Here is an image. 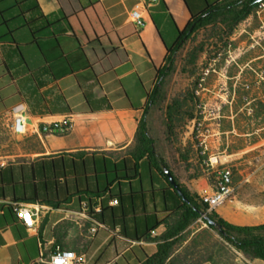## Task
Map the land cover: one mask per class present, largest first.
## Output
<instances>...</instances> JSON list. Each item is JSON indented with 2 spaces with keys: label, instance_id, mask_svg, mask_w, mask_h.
<instances>
[{
  "label": "crops",
  "instance_id": "obj_1",
  "mask_svg": "<svg viewBox=\"0 0 264 264\" xmlns=\"http://www.w3.org/2000/svg\"><path fill=\"white\" fill-rule=\"evenodd\" d=\"M37 1L46 15L83 9L81 0ZM218 1L98 0L97 14L89 9L72 18L75 35L65 21L46 31L42 23H28L36 16L28 0H0V120L12 129L14 108L24 104L28 131L19 137L35 144L0 162V264H33L42 246L45 252L71 248L88 264H140L157 252L155 238L183 200L148 155H134L145 113L155 151L180 185L195 197L212 193L217 169L205 160L218 155L234 169L235 192L215 211L237 225L264 224V37L242 39L246 51L229 52L227 64L215 70L200 96L209 129L202 136L194 131L197 118L169 130L168 106L183 89L172 93L166 84V102L149 106L181 32ZM138 3L146 5L141 29L131 16ZM67 117V133L42 131L44 123ZM84 202L92 204L93 217ZM15 203L40 205L33 227ZM208 234L219 244L210 247L203 240ZM171 261L264 264L200 218L183 232Z\"/></svg>",
  "mask_w": 264,
  "mask_h": 264
},
{
  "label": "trees",
  "instance_id": "obj_2",
  "mask_svg": "<svg viewBox=\"0 0 264 264\" xmlns=\"http://www.w3.org/2000/svg\"><path fill=\"white\" fill-rule=\"evenodd\" d=\"M28 2L29 11L36 15L35 18L29 20L28 23H42L43 31H46L60 22L65 21L76 35L78 28L72 18L74 16L80 17L81 12L88 14L89 9H92L97 14L98 0H81L83 5L82 11L70 16L62 10L57 16L46 15L41 11V7L37 0H28ZM262 2H264V0H219L218 2L210 5L199 16L195 17L189 27L185 31L181 32L177 46L174 49H170L166 65L160 69L159 84L156 86L150 97L149 106L155 104L161 106L166 102L168 98V92L165 88L166 78L174 72L176 66V56L187 40L203 28L211 25H222L223 31L227 36V40L224 44L227 46L228 40L230 41V38L241 22L257 12ZM37 33L38 32L35 31V34ZM86 35L88 37V33H86ZM222 40L223 38H221V41ZM203 51L204 46L196 48V50L191 54V64L195 65L197 63L199 56ZM196 85L197 81L195 87ZM195 87L178 92L174 97H172L167 111L169 119L168 126L171 132L174 131L177 125H181L186 119L199 118L201 116L198 108L200 97L195 93ZM154 143L155 141L150 134L147 123V114L145 113L139 123L136 135V145L134 147V155L137 160L148 155L153 160L155 166L167 176L165 167L168 168V166L164 159L160 158L156 153ZM179 187L183 191L187 200H184L179 194L180 198L183 200V205L181 206L177 217L172 221L167 220L168 227L166 232L155 238L158 242L157 252L148 256L140 264H174L171 261V256L174 252L175 246L181 240L183 232L201 217L203 218V221L211 229L217 231L226 242L238 250L243 251L252 258L264 259V224L237 225L227 221L215 210L207 213V215L216 222V225L211 224L203 215V212L207 211V205L201 201V198L191 195L190 191L180 184ZM89 215L91 217L94 215L92 204L90 205Z\"/></svg>",
  "mask_w": 264,
  "mask_h": 264
},
{
  "label": "rangeland",
  "instance_id": "obj_3",
  "mask_svg": "<svg viewBox=\"0 0 264 264\" xmlns=\"http://www.w3.org/2000/svg\"><path fill=\"white\" fill-rule=\"evenodd\" d=\"M262 25H264V6H260L257 12L241 22L235 30L232 36L240 38L238 40H232L238 42L236 45L230 43L228 40V45L225 46L224 43L227 40V36L223 31L222 25H211L196 32L185 42L176 56L175 70L166 81L169 89H172V93H174L177 89H183L182 91H184V89L195 87L196 81L198 82L203 71L207 68L211 72L207 78L206 87L212 84L214 74L216 73L215 70L221 64L222 66L227 64L223 58L229 55V52H245L246 44L241 43L243 40L246 41L248 39L249 42L253 41V36L264 37V28L261 27ZM221 38H223L222 41ZM200 46H204V51L200 54L197 63L195 65L191 64V54ZM256 46L259 48L260 45L256 44ZM237 47L238 49H236ZM262 69L264 72V65ZM34 145V141L21 139L19 135L13 133L5 119L0 120V162L19 158L23 150ZM203 238L210 247H213L214 244H219L217 241L215 243V238L212 234L205 235Z\"/></svg>",
  "mask_w": 264,
  "mask_h": 264
},
{
  "label": "built area",
  "instance_id": "obj_4",
  "mask_svg": "<svg viewBox=\"0 0 264 264\" xmlns=\"http://www.w3.org/2000/svg\"><path fill=\"white\" fill-rule=\"evenodd\" d=\"M260 6H264V2ZM144 9L146 5L138 3L131 12L133 22L138 29H141L145 25ZM211 70L205 69L200 76L197 85L195 87V93L200 97L202 92L206 89V81ZM264 78V77H263ZM200 117L196 119L194 124V131L198 137L202 136L209 131L205 125V118L202 115L205 112V107L200 102L198 105ZM214 113V109H210V114ZM202 117V118H201ZM72 127V119L67 117L62 121H53L50 123H44L42 131L53 134H65ZM12 131L16 135H24L28 131V121L26 115V109L24 104H19L14 108V121L12 125ZM264 160V154H263ZM205 164L208 169L216 170L215 190L210 194H205L201 197V201L207 205V211L211 212L216 210L220 205L231 200L233 198L234 187V169L229 165H221L220 157L218 155H210L206 158ZM118 199H113L112 204H117ZM84 209L89 211L90 204L84 202ZM14 209L18 216L25 221L28 227L34 226V216L39 217L41 213V207L39 204L28 203H15ZM101 210V207L99 208ZM203 221V218H200ZM99 229V226L92 227L91 231L95 233ZM153 234L156 230L152 231ZM89 260L85 254L78 253L77 251L64 247L62 245L55 246L54 249L49 252H45L44 246H42L41 256L38 261L33 264H88Z\"/></svg>",
  "mask_w": 264,
  "mask_h": 264
},
{
  "label": "water",
  "instance_id": "obj_5",
  "mask_svg": "<svg viewBox=\"0 0 264 264\" xmlns=\"http://www.w3.org/2000/svg\"><path fill=\"white\" fill-rule=\"evenodd\" d=\"M165 172H166L167 176L169 177L171 184L178 190L179 194L183 197V199L187 200L186 196H184V194H183V191L179 187V184H178L174 174L172 173V171L169 168L165 167ZM203 215L206 217V219L211 224L216 225V222L213 219H211L210 216H208L206 212H203Z\"/></svg>",
  "mask_w": 264,
  "mask_h": 264
}]
</instances>
